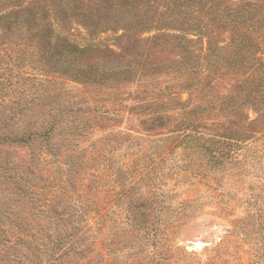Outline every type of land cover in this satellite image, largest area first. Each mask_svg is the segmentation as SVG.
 <instances>
[{
    "label": "trees",
    "instance_id": "trees-1",
    "mask_svg": "<svg viewBox=\"0 0 264 264\" xmlns=\"http://www.w3.org/2000/svg\"><path fill=\"white\" fill-rule=\"evenodd\" d=\"M77 1L0 0L2 44H18L0 55V264H198L176 239L203 211L228 224L208 251L234 241L239 264H264L259 4L167 0L154 17L138 0ZM75 17L117 49L70 41Z\"/></svg>",
    "mask_w": 264,
    "mask_h": 264
},
{
    "label": "rangeland",
    "instance_id": "rangeland-1",
    "mask_svg": "<svg viewBox=\"0 0 264 264\" xmlns=\"http://www.w3.org/2000/svg\"><path fill=\"white\" fill-rule=\"evenodd\" d=\"M61 1H68L70 2V12L76 13L79 11L77 8L80 6V2L77 0H61ZM167 0H138L137 3L139 5L145 4L147 5V9H145L146 16L151 15L154 17H157L160 13L164 12V8L162 6H152L156 3H162L165 4ZM217 3L221 6H223L226 9H230V7H235L236 4L245 5L247 3H258L259 4V10L260 13L264 14V0H218ZM130 10V8H129ZM133 11V10H131ZM159 27V26H158ZM167 29V28H164ZM162 29V31H164ZM66 30L69 32V40L73 41L74 43H77L78 45H85V44H99L100 46H110L114 49H117L116 41H115V33L110 29H103L100 32H98L93 37L88 34V31L82 27V23L80 21V18L75 17L74 19L71 18L68 25L66 26ZM225 28H220V25L214 21L211 20L209 22V26L207 28V35L209 40L213 43L214 47L215 45H222L229 39V33L228 31H225ZM156 29L146 30L142 31L139 34L140 38H149L153 34L158 33ZM170 32L177 33L174 30H169ZM121 33V30L118 31V34ZM193 38L195 36L191 35ZM203 37V49L206 48V36L205 34H201ZM6 38L0 39V55L1 57H6L9 50H16L18 47L17 43H12L10 47L7 48L5 44H2L3 42L6 43L7 39L12 40L10 36H5ZM8 37V38H7ZM168 53L163 50L159 49L158 54L159 56L163 57L165 61L172 57L171 54V47L167 46ZM30 51V48L26 49L24 52L28 53ZM205 52V50H203ZM71 83V82H70ZM72 84V83H71ZM76 87H81L76 86ZM75 90V89H74ZM187 95L186 93L182 94V98L186 99ZM28 153L26 148H20L15 150V154L18 156H26ZM204 210L211 211L214 210L211 206V202L206 203L204 205ZM202 215H196V217L193 218L192 223H195L196 229L192 231H188L185 234H180L178 239L176 241H179V245L181 247H184L189 253H196L199 254L196 257V260L198 261V264H239V251H236L235 242L231 241L229 243V250L232 251L233 255H222L217 256L212 253V251H208L207 249L212 248L220 238L223 237L225 229H227L228 224L225 221L219 220V218L215 216H211L209 214H204V211L200 213ZM190 232V233H189ZM243 258H246L244 255ZM191 260V259H190Z\"/></svg>",
    "mask_w": 264,
    "mask_h": 264
}]
</instances>
